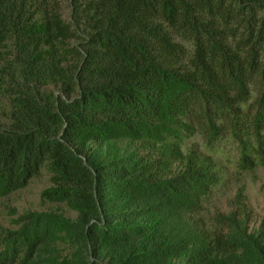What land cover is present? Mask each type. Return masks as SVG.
Returning a JSON list of instances; mask_svg holds the SVG:
<instances>
[{"label":"trees","instance_id":"obj_1","mask_svg":"<svg viewBox=\"0 0 264 264\" xmlns=\"http://www.w3.org/2000/svg\"><path fill=\"white\" fill-rule=\"evenodd\" d=\"M0 0V264H264V221L204 218L264 167V0ZM229 169H231L229 171Z\"/></svg>","mask_w":264,"mask_h":264},{"label":"rangeland","instance_id":"obj_2","mask_svg":"<svg viewBox=\"0 0 264 264\" xmlns=\"http://www.w3.org/2000/svg\"><path fill=\"white\" fill-rule=\"evenodd\" d=\"M61 5L63 18L67 19L70 10L68 1L61 0ZM49 186L48 175L42 173L40 177L32 180L26 189L0 200V226L12 228L13 220L29 212L56 211L65 217L74 219L75 214L63 205H53L40 201V193ZM239 190H242L243 197L240 199L245 204L249 228L256 229L264 221V167L247 174L230 176L219 193H214L211 200L206 204L207 213L203 212L204 218H208L211 222L216 215L226 216L231 212L244 213H240L239 208H236V195Z\"/></svg>","mask_w":264,"mask_h":264}]
</instances>
